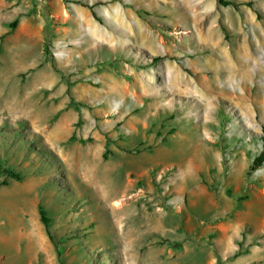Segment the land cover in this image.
Returning a JSON list of instances; mask_svg holds the SVG:
<instances>
[{
  "label": "rangeland",
  "instance_id": "rangeland-1",
  "mask_svg": "<svg viewBox=\"0 0 264 264\" xmlns=\"http://www.w3.org/2000/svg\"><path fill=\"white\" fill-rule=\"evenodd\" d=\"M224 1L0 0V264H264V0Z\"/></svg>",
  "mask_w": 264,
  "mask_h": 264
},
{
  "label": "trees",
  "instance_id": "trees-1",
  "mask_svg": "<svg viewBox=\"0 0 264 264\" xmlns=\"http://www.w3.org/2000/svg\"><path fill=\"white\" fill-rule=\"evenodd\" d=\"M218 2L224 6H228L230 5V3L224 1V0H218ZM93 15L94 17L96 18V20H98L99 22H101V19L97 16V14L95 12H93ZM18 25V20H15L14 22H12L10 24V28L11 29H15ZM264 142V140H263ZM264 164V152H261L260 155H258L254 161H253V164L251 165L250 167V171H255L257 170L258 168H260L262 165ZM6 174L8 176H10L11 178L15 179V180H18L20 181L21 180V176L15 174L14 172L12 171H5ZM40 215H41V220L43 222V224L45 225L46 227V231H47V234L49 236V238L52 240V237H51V234H50V231H49V224H50V220L46 217V214H45V211L44 209L41 207L40 208Z\"/></svg>",
  "mask_w": 264,
  "mask_h": 264
},
{
  "label": "bare ground",
  "instance_id": "bare-ground-1",
  "mask_svg": "<svg viewBox=\"0 0 264 264\" xmlns=\"http://www.w3.org/2000/svg\"><path fill=\"white\" fill-rule=\"evenodd\" d=\"M22 104H23V102H22ZM22 106V105H21ZM14 107V106H13ZM12 108V107H11ZM108 219H109V217H107ZM110 220V219H109ZM148 221H150V220H148V219H146V218H142V220L138 223V226L140 227V228H147L148 226H149V224H148ZM169 222V221H168ZM152 224V223H151ZM112 223L109 221V224H108V226L109 227H111L112 229H114L113 227H112ZM115 225V224H114ZM150 228V227H149ZM116 229V228H115Z\"/></svg>",
  "mask_w": 264,
  "mask_h": 264
},
{
  "label": "crops",
  "instance_id": "crops-1",
  "mask_svg": "<svg viewBox=\"0 0 264 264\" xmlns=\"http://www.w3.org/2000/svg\"><path fill=\"white\" fill-rule=\"evenodd\" d=\"M87 14V13H86ZM87 17V16H86ZM88 20H90V19H88ZM90 22H91V20H90Z\"/></svg>",
  "mask_w": 264,
  "mask_h": 264
}]
</instances>
